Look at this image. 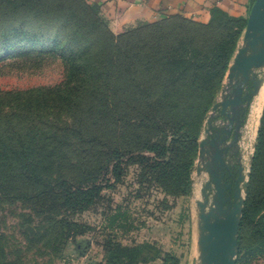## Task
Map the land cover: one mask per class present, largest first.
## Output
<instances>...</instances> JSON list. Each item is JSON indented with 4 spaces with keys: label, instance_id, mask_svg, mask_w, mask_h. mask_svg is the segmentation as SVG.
<instances>
[{
    "label": "rangeland",
    "instance_id": "obj_1",
    "mask_svg": "<svg viewBox=\"0 0 264 264\" xmlns=\"http://www.w3.org/2000/svg\"><path fill=\"white\" fill-rule=\"evenodd\" d=\"M59 9L65 33L42 46L58 30ZM212 21L123 27L96 0H0V150L8 152L0 264H202L199 204L212 203L215 190L201 143L245 45V28L220 12ZM181 48L200 51L189 68L212 81L198 89L203 122L193 148L156 109L170 101L165 120L190 117L192 81H173L167 59ZM73 65L80 70L71 76ZM78 81L87 101L96 83L114 105L106 127L91 126L92 145L76 133L62 142L60 126L74 118L58 94ZM249 119L238 160H227L235 178L240 165L246 177L237 264H264V106Z\"/></svg>",
    "mask_w": 264,
    "mask_h": 264
},
{
    "label": "water",
    "instance_id": "obj_2",
    "mask_svg": "<svg viewBox=\"0 0 264 264\" xmlns=\"http://www.w3.org/2000/svg\"><path fill=\"white\" fill-rule=\"evenodd\" d=\"M245 45L239 49L229 74V86L233 92L214 107L229 120L227 129L212 136L213 120L210 121L209 138L201 143L203 163L210 174L214 186V199L207 198L200 203L202 264H237L239 233L244 206L243 184L246 177L244 168L238 167L235 178L231 166L225 159L230 147H224L232 137L233 131L241 129L237 117L244 114L243 107L251 103L261 88V80L254 72L264 68V0H256L247 22L244 35ZM251 88V89H250ZM249 89L250 91H247ZM238 137H234V140ZM209 148V149H207ZM231 179V181H230ZM234 194L232 196V192ZM206 196L207 193H205Z\"/></svg>",
    "mask_w": 264,
    "mask_h": 264
},
{
    "label": "trees",
    "instance_id": "obj_3",
    "mask_svg": "<svg viewBox=\"0 0 264 264\" xmlns=\"http://www.w3.org/2000/svg\"><path fill=\"white\" fill-rule=\"evenodd\" d=\"M81 6L84 7L83 9L85 11H87L86 7L83 4H81ZM57 18H58L57 19L58 30L56 31L52 39L49 37L47 39L48 41L40 42L42 46H50V44L48 43L50 42V40L54 41L56 39H59L60 36L64 35L65 28L63 27L62 23L65 20L61 18L60 9L58 11ZM174 18L176 17H172V18H169L161 22H153V25H159L163 22H166ZM229 21H231V24H233L234 27L236 25L239 31L243 30L246 26V21L244 20L229 18ZM213 23L214 22L211 21L208 23L209 25L205 24V26L210 27V28L215 27L216 25H213ZM217 26L219 27L223 26L225 27V30H229V27H227L223 23L217 24ZM5 28H11V29L17 30L21 28V26L17 27V26L10 24L6 26ZM39 29H44V27H39ZM2 39H3V36H0V41ZM39 41L40 40H36L30 44L32 47H35L39 43ZM179 45L182 47H189L188 42L180 43ZM171 52H172L171 58H167V59H168V65L171 66L170 71L174 75L177 74L176 77L172 78L174 79L173 81H177V79L179 80L181 79L183 81H192L191 83V90H192L191 102H190V106L188 107V111L191 112L190 117L188 121H186V119H183V118L177 121H175V118H172L171 121L165 120V114H167L169 107H173L171 106L172 103L170 101L159 103V105L156 106V109L160 112V114L163 113L162 115L163 117L159 118V121L161 123L174 124L176 126L174 130H177L178 133L189 134L188 139H190V144H191V147L193 148L194 145H197L198 135L200 132L199 130H196V128L198 127L201 128L202 122H203V111H202V115H199L201 108L199 106L198 89L201 86L200 85L201 82L204 85H206V89H207L208 87L211 86L212 81H209L211 79L209 74L203 73L201 75L199 74L195 75L194 73H192V69L189 68V65L191 64L193 65L194 64L193 61L195 62V60L197 59V57L194 58V55L200 54L199 50H196L193 53L191 49L181 48L179 50H175ZM79 70H80L79 67L75 68V65H73V67L71 68V76H73L75 73H79ZM108 84L109 83H107L106 87H108ZM93 86L91 87L93 91H89L87 95V98L90 101H87L84 98L86 92H85V87L82 82L78 81L73 88L71 87V89H65V90H63V88L60 89V92L58 94L59 105L62 106V102H63V104H65L64 108L71 110V114H72V116H70L71 119L74 118L72 123L66 122L60 126L61 131H65L67 133V136L62 141L63 143L70 142L69 141L70 133H76L77 134L76 136H78V139L80 141V144L92 145L93 144V135H92L93 129H91V126L100 125L103 128L108 125V122L111 116L110 115L111 109L113 108L114 105L113 103H111L109 97L108 98L99 97L101 93L100 90L102 89L101 88L99 90L100 86H97L96 83ZM146 110H148L147 106H146ZM263 133L264 131L262 130L260 133L261 137ZM195 149L196 148H194L193 152L195 151ZM6 153L8 152L0 150V158L7 156Z\"/></svg>",
    "mask_w": 264,
    "mask_h": 264
},
{
    "label": "crops",
    "instance_id": "obj_4",
    "mask_svg": "<svg viewBox=\"0 0 264 264\" xmlns=\"http://www.w3.org/2000/svg\"><path fill=\"white\" fill-rule=\"evenodd\" d=\"M103 7L112 11L118 17V23L122 26H134L141 23L161 22L172 17H183L190 20L206 24L214 19V12H220L229 18L246 21L244 35L246 32L247 22L251 13V9L256 0H96ZM255 77L262 79L264 68L254 72ZM262 85V80H261ZM251 89V88H250ZM247 91H250L247 89ZM259 92L253 96L251 103H247L243 109L244 114L237 117V121L242 120L241 129L247 130L250 126L249 117H255V109L257 107V99ZM249 119V120H247ZM246 120V121H245ZM247 122V123H246ZM244 125V126H243ZM229 120L222 115L220 109L219 117L214 119L212 136L227 129ZM241 132L233 131L231 139L224 147H230L225 159L230 160L237 158L236 149L240 142ZM212 136L210 138H212ZM238 139L234 140V137ZM243 139V138H242Z\"/></svg>",
    "mask_w": 264,
    "mask_h": 264
},
{
    "label": "bare ground",
    "instance_id": "obj_5",
    "mask_svg": "<svg viewBox=\"0 0 264 264\" xmlns=\"http://www.w3.org/2000/svg\"><path fill=\"white\" fill-rule=\"evenodd\" d=\"M262 85L261 88L259 90V95H258V99H257V107L255 109V116H260V113L263 110V106H264V74L262 75Z\"/></svg>",
    "mask_w": 264,
    "mask_h": 264
},
{
    "label": "built area",
    "instance_id": "obj_6",
    "mask_svg": "<svg viewBox=\"0 0 264 264\" xmlns=\"http://www.w3.org/2000/svg\"><path fill=\"white\" fill-rule=\"evenodd\" d=\"M232 92H233L232 87L231 86H228V88L226 89V92H225L224 96L229 97V96L232 95Z\"/></svg>",
    "mask_w": 264,
    "mask_h": 264
},
{
    "label": "flooded vegetation",
    "instance_id": "obj_7",
    "mask_svg": "<svg viewBox=\"0 0 264 264\" xmlns=\"http://www.w3.org/2000/svg\"><path fill=\"white\" fill-rule=\"evenodd\" d=\"M230 181H231V179H230ZM233 194H234V190H233V192H232V196H233Z\"/></svg>",
    "mask_w": 264,
    "mask_h": 264
}]
</instances>
